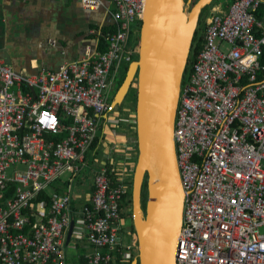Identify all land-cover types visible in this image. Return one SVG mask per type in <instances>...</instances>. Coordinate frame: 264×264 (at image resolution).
I'll use <instances>...</instances> for the list:
<instances>
[{
    "label": "built area",
    "instance_id": "obj_1",
    "mask_svg": "<svg viewBox=\"0 0 264 264\" xmlns=\"http://www.w3.org/2000/svg\"><path fill=\"white\" fill-rule=\"evenodd\" d=\"M80 1L89 10L104 5ZM110 2L115 29L107 30L106 50L93 29L97 46L57 70L28 74L0 61V264H128L138 249L126 225L134 168L110 158L94 171L87 203L77 204L73 186L93 170L86 153L95 139L104 143L108 125L127 119L109 117L117 107L110 92L138 51L146 0ZM210 12L177 104L185 200L176 264H264V0ZM110 171L122 174L116 186ZM56 181L69 183L55 191ZM43 191L50 200L37 199ZM72 221L94 249L75 259L67 252Z\"/></svg>",
    "mask_w": 264,
    "mask_h": 264
},
{
    "label": "water",
    "instance_id": "obj_2",
    "mask_svg": "<svg viewBox=\"0 0 264 264\" xmlns=\"http://www.w3.org/2000/svg\"><path fill=\"white\" fill-rule=\"evenodd\" d=\"M146 0L138 58L128 67L113 104L121 105L136 82L138 157L132 184L138 256L131 264H176L173 242L183 224L185 191L174 138L181 85L205 7L213 0ZM147 182L145 210L143 184ZM74 228L71 222L67 242Z\"/></svg>",
    "mask_w": 264,
    "mask_h": 264
},
{
    "label": "crops",
    "instance_id": "obj_3",
    "mask_svg": "<svg viewBox=\"0 0 264 264\" xmlns=\"http://www.w3.org/2000/svg\"><path fill=\"white\" fill-rule=\"evenodd\" d=\"M111 7L110 0H104V5L97 10L85 8L80 0H0V61L28 74L57 70L64 62L80 58L88 46H97V35L91 33V30L102 31L105 26H113L107 11ZM122 122L117 126L108 125L107 134L120 137L122 143L110 145L111 140L106 136L101 155L96 160L95 171L110 158H115L118 164L121 163V167L130 159L132 163L128 164L126 161L125 168L127 165L135 167L138 148L133 146V150L128 152L131 150L129 146L134 143H126L127 130ZM88 178L89 175L81 178L87 188L84 194L75 197L77 204L90 201L88 197L93 193V184L88 185ZM72 237L67 242L68 246ZM70 247L72 259L76 258V254L94 251L87 242L80 252H75L77 244H71Z\"/></svg>",
    "mask_w": 264,
    "mask_h": 264
},
{
    "label": "rangeland",
    "instance_id": "obj_4",
    "mask_svg": "<svg viewBox=\"0 0 264 264\" xmlns=\"http://www.w3.org/2000/svg\"><path fill=\"white\" fill-rule=\"evenodd\" d=\"M233 0H213V2L211 3V5H209L207 8H205V11L204 13L202 14L201 18H200V23H199V28H198V34H197V38H199V36L201 34H203V31L205 29V26H206V18L207 16H210V10H211V7L212 5L215 6V5H218L219 3H222V4H230ZM126 65L127 64H124V66L121 68V71L120 73L118 74V77H117V83L115 85V87H113V89L111 90L110 92V97L112 98L121 82H122V79L123 77L125 76L126 74ZM136 85L137 83L135 82L134 85L131 87V89L129 90V93L126 97V99L124 100V102L121 104V105H118L116 108V110L114 112H110L109 113V117L111 118H114V117H121V118H127L126 119V122H122V125L126 128L127 132H126V143H134V147L135 149H137L136 147V141H135V134H134V128H133V124H130L129 122V118L131 117H134V114H135V107L133 106L134 103H135V95L137 97V88H136ZM133 129V130H132ZM114 131H117V129H114ZM131 135V136H130ZM107 137L109 138V140H111V144L110 145H116L117 143H122V140L120 137H117L116 135H113V134H107ZM116 143V144H114ZM118 147H121V145L118 144ZM128 159V158H127ZM128 161L127 163H132V161H130V159L126 160ZM125 161V162H126ZM115 163L116 162V159H115ZM119 169H122V168H119ZM90 178L87 179V183L88 185L90 184H93V181H94V175H89ZM61 178L62 180H70L72 177H71V173L69 171H64L62 174H61ZM85 181L83 182L80 178H77L75 180V178H73V186H74V190H75V193L77 196H80L82 194H84V191L85 189L87 188V186L84 184ZM133 214V213H132ZM130 222V223H129ZM132 224V219L130 218L128 221H126V225L127 226H130ZM131 229V232L132 234L129 236V240L132 238L134 243H135V236H136V232H135V229H133L132 227H129ZM86 243V238L84 235H82L81 233L79 234L78 231H75L74 232V236L72 237V240H71V244H77V248L75 249V252H80L84 245ZM70 244V246H71ZM67 247V252L69 253V256L70 258L72 257L71 255V247ZM138 249H136L133 253H132V261L135 257H137L138 255ZM131 263V261H130Z\"/></svg>",
    "mask_w": 264,
    "mask_h": 264
},
{
    "label": "trees",
    "instance_id": "obj_5",
    "mask_svg": "<svg viewBox=\"0 0 264 264\" xmlns=\"http://www.w3.org/2000/svg\"><path fill=\"white\" fill-rule=\"evenodd\" d=\"M207 7H205V8H207ZM205 8L203 9L202 14L204 13ZM202 14H200V15L202 16ZM141 24H142V22L140 21L139 28L141 27ZM113 28H114V25L113 26H105V27L102 28V35L100 36V49L103 50V51L107 49V43L105 41V35L107 33V30H111ZM198 28L196 30L195 37H194V40H193V43H192V49H191L192 52H197L200 49V47H201L200 45H201V42H202V39H203L202 34L199 36V38H197ZM139 35L140 34L137 35V37H136V39L134 41V43H135L136 47H138V49H139ZM138 56L139 55H138V51H137L133 55V60H136L138 58ZM262 60L264 62V56L262 57ZM129 64L130 63H127V65H126V72L128 70ZM190 64H191V59H190V61L188 63L187 69H186V76H187L188 70L190 69ZM124 79H125V76L123 77L122 82H123ZM135 105H136V95H135V103H134L133 106L135 107ZM135 110H136V107H135ZM101 148L103 149V141L101 140V138H98L97 137L95 139V141L92 143V145L89 147V149L87 150V153H86V157L89 160V165L92 167L93 170H88V171L85 170V171H82L81 173H82V175L85 178H86V175H91V174L94 175V171H95L94 168H96V163H97L96 160L101 155ZM106 164L108 166H110L108 162ZM133 174H134V169L132 171L131 180L128 183V185L130 186V191H129V195H128L129 196L128 197V200L126 202V206L128 208H130L131 211H132V196H131V194H132ZM110 175H111V179H112V184L114 186H116L120 182V177L122 176V174H120L118 171H112V172L110 171ZM76 179H77V177H76ZM56 183H57V181L52 185V187L50 189L53 188V189H55V191H62V190H65L67 188L66 187L67 186L66 184H68L69 181L68 182H65L64 184L62 183L61 187H59L58 184H56ZM64 186H65V188H64ZM91 190L92 191L94 190V185H92ZM146 194H147V182H146V179H145L144 184H143V191H142V194H141L144 210H145L146 201H147ZM41 198H44L46 200H50L51 196L47 193V191H43V192L39 193L38 196H37V199H40L41 200ZM131 227L134 229L133 222L131 224ZM128 264H130V262Z\"/></svg>",
    "mask_w": 264,
    "mask_h": 264
},
{
    "label": "bare ground",
    "instance_id": "obj_6",
    "mask_svg": "<svg viewBox=\"0 0 264 264\" xmlns=\"http://www.w3.org/2000/svg\"><path fill=\"white\" fill-rule=\"evenodd\" d=\"M179 233L175 239V241L173 242V257H176V251H177V242H178V238H179Z\"/></svg>",
    "mask_w": 264,
    "mask_h": 264
},
{
    "label": "flooded vegetation",
    "instance_id": "obj_7",
    "mask_svg": "<svg viewBox=\"0 0 264 264\" xmlns=\"http://www.w3.org/2000/svg\"><path fill=\"white\" fill-rule=\"evenodd\" d=\"M195 2V0L192 1V4ZM133 128H134V133H135V139H136V143H137V132H136V124L133 125ZM138 144V143H137ZM136 144V145H137ZM137 148H138V145H137Z\"/></svg>",
    "mask_w": 264,
    "mask_h": 264
},
{
    "label": "clouds",
    "instance_id": "obj_8",
    "mask_svg": "<svg viewBox=\"0 0 264 264\" xmlns=\"http://www.w3.org/2000/svg\"><path fill=\"white\" fill-rule=\"evenodd\" d=\"M213 6V5H212ZM199 27V26H198ZM139 34H140V31H139ZM138 51H139V49H138ZM133 213V212H132ZM132 219H133V214H132ZM133 222V221H132ZM138 256V255H137ZM131 262H132V260H131ZM131 264V263H130Z\"/></svg>",
    "mask_w": 264,
    "mask_h": 264
}]
</instances>
